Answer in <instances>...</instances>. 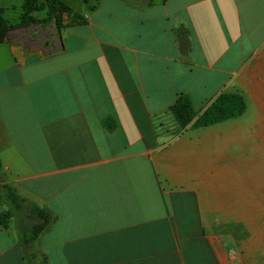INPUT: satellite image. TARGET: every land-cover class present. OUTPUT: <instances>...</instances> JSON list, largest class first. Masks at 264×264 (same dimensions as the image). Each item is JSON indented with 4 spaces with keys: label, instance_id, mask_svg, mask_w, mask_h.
I'll use <instances>...</instances> for the list:
<instances>
[{
    "label": "crops",
    "instance_id": "obj_1",
    "mask_svg": "<svg viewBox=\"0 0 264 264\" xmlns=\"http://www.w3.org/2000/svg\"><path fill=\"white\" fill-rule=\"evenodd\" d=\"M3 1L0 163L54 223L0 222V264H264V0ZM221 94L245 113L174 135Z\"/></svg>",
    "mask_w": 264,
    "mask_h": 264
},
{
    "label": "trees",
    "instance_id": "obj_2",
    "mask_svg": "<svg viewBox=\"0 0 264 264\" xmlns=\"http://www.w3.org/2000/svg\"><path fill=\"white\" fill-rule=\"evenodd\" d=\"M23 8L25 11L23 24H29L34 20L33 13L47 11L49 18H55L58 27H61L62 17L73 15V11L59 0H45L44 3L40 0H24ZM3 14L4 11L0 9V43L5 41L9 30ZM75 21L83 23L84 19L76 17ZM245 111L246 103L243 97L221 94L203 113L198 114L191 98L183 95L171 108L179 126L178 132L174 135L180 136L190 128H206L240 117ZM0 201L7 208L0 216L2 227L8 229L13 222L17 227L20 244L26 250L46 234L54 223V217L47 209L40 208L35 203L21 197L10 184H7L1 163ZM30 257L32 260L38 259L36 253H32ZM44 262L43 260L42 264H45Z\"/></svg>",
    "mask_w": 264,
    "mask_h": 264
},
{
    "label": "rangeland",
    "instance_id": "obj_3",
    "mask_svg": "<svg viewBox=\"0 0 264 264\" xmlns=\"http://www.w3.org/2000/svg\"><path fill=\"white\" fill-rule=\"evenodd\" d=\"M17 1H21V0H5L1 4L4 5V6H11V5L18 6ZM19 10L20 9L17 7V10L12 12L14 14V17L19 12ZM263 164H264V161L263 162L258 161V165L262 166ZM5 209L7 210L6 206H5ZM11 224H13V222Z\"/></svg>",
    "mask_w": 264,
    "mask_h": 264
}]
</instances>
